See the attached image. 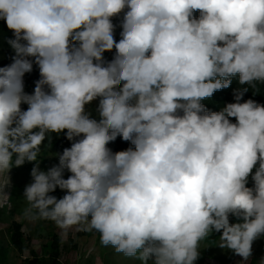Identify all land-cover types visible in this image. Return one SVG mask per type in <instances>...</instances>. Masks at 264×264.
I'll use <instances>...</instances> for the list:
<instances>
[{"label": "clouds", "instance_id": "1", "mask_svg": "<svg viewBox=\"0 0 264 264\" xmlns=\"http://www.w3.org/2000/svg\"><path fill=\"white\" fill-rule=\"evenodd\" d=\"M125 8L116 42L111 17ZM0 19L15 36L0 67V174L37 162L26 214L99 232L141 264H194L213 231L250 258L264 235V106L240 103L247 89L219 112L201 101L237 74L264 83V0H0ZM28 57L41 77L31 95ZM97 98L99 120L87 110ZM65 130L71 147L40 170V146ZM118 136L134 150L114 153Z\"/></svg>", "mask_w": 264, "mask_h": 264}, {"label": "rangeland", "instance_id": "2", "mask_svg": "<svg viewBox=\"0 0 264 264\" xmlns=\"http://www.w3.org/2000/svg\"><path fill=\"white\" fill-rule=\"evenodd\" d=\"M107 147L112 151L110 144ZM58 153L51 151L37 158L39 169L47 171L58 165ZM36 161H25L21 166H13L7 173L0 174V186L5 188L9 197L0 199V264H141L135 257L118 253L111 246L101 243L100 233L85 231L77 225L61 230L48 219H33L32 214H26L30 205L24 198L25 187L32 183L31 170ZM71 173L67 170L63 178ZM9 177V178H8ZM65 191L57 189L49 195L62 198ZM15 222L22 223L25 230L24 248L14 245L12 226ZM230 222L235 223L230 216ZM55 235L60 240L59 257L55 258L53 242ZM221 233L213 231L200 242L199 256L194 264H241L242 258L231 250L221 248L219 237ZM149 264H152L149 261ZM243 264H264V235L252 244V255Z\"/></svg>", "mask_w": 264, "mask_h": 264}, {"label": "trees", "instance_id": "3", "mask_svg": "<svg viewBox=\"0 0 264 264\" xmlns=\"http://www.w3.org/2000/svg\"><path fill=\"white\" fill-rule=\"evenodd\" d=\"M128 11L127 8H125L121 13H119L116 16L111 17V22L114 26L113 28V36L114 40L116 42H119V40L122 38L121 32L123 31L122 23L124 19L125 13ZM199 11L193 12L194 18H199ZM15 39L14 32L10 29H8L7 24L4 19H0V67H5L10 65L13 62V57L15 56L14 49L10 46L9 41ZM22 43H26V41H21ZM76 46H78V42H73ZM116 55V49L115 47L111 51H105L103 56V63L104 66H107L109 62H111ZM29 60L32 61V71L25 73L23 77V85H24V93L26 94H33L34 89L36 86V82L41 79L40 77V71L39 66L35 63L34 57H28ZM231 84L228 88H224L221 90H217L213 93V95L209 98H205L201 101V103L205 106L206 110L209 112H219L221 111L227 104L229 103H236L235 94L237 91L247 89V91L244 92L242 99L239 101L240 103L246 102L247 100L251 99L255 101L257 104L264 106V83H256L255 87H252L248 84H241L239 82V75L231 77ZM47 90V88L45 89ZM99 105V98H97L95 101H93L91 104L87 106V110L91 114V118L99 120V115L96 109ZM28 105L27 104H21L22 110H27ZM182 114V113H181ZM232 123H236L235 118H229ZM66 131L60 133L59 135L55 133L49 134L50 139H46L45 142L40 146V152L38 153V156L44 153H49L52 149L56 150L58 154H62L63 150L65 148H70L73 141H69L66 138ZM81 137H77L75 139H81ZM112 143V144H111ZM111 145H113L114 153L119 151L127 150L128 148H135L134 145L131 144V142L123 141L121 137H117V139L113 142H110ZM13 159H15V156H13ZM254 186V181L251 179V176L249 177L247 187L252 188ZM233 217V216H232ZM234 222H240L237 221L236 217H233ZM24 235L25 230L22 223L15 222L12 226V240L14 245L19 247L20 249L24 248ZM53 248H54V255L55 258L59 257L60 255V240L57 235H55L54 242H53Z\"/></svg>", "mask_w": 264, "mask_h": 264}]
</instances>
